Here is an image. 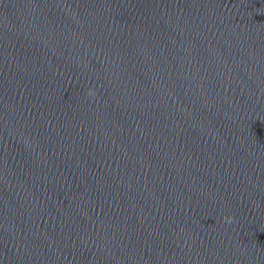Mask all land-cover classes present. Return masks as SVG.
Here are the masks:
<instances>
[{
	"label": "water",
	"instance_id": "95a60500",
	"mask_svg": "<svg viewBox=\"0 0 264 264\" xmlns=\"http://www.w3.org/2000/svg\"><path fill=\"white\" fill-rule=\"evenodd\" d=\"M0 264H264V0H0Z\"/></svg>",
	"mask_w": 264,
	"mask_h": 264
}]
</instances>
